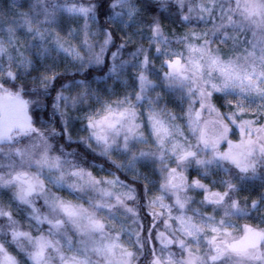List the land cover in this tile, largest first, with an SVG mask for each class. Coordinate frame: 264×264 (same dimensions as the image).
Instances as JSON below:
<instances>
[{"label":"snow or ice","instance_id":"obj_1","mask_svg":"<svg viewBox=\"0 0 264 264\" xmlns=\"http://www.w3.org/2000/svg\"><path fill=\"white\" fill-rule=\"evenodd\" d=\"M0 34V264H264V0H9Z\"/></svg>","mask_w":264,"mask_h":264},{"label":"rangeland","instance_id":"obj_2","mask_svg":"<svg viewBox=\"0 0 264 264\" xmlns=\"http://www.w3.org/2000/svg\"><path fill=\"white\" fill-rule=\"evenodd\" d=\"M9 4V0H0V8H7ZM166 26L167 29H174L176 31H183L184 29L183 28H179V27H174V26H171L169 24H164ZM2 35V34H0ZM145 44H146V41H145ZM159 64V62L157 61V65ZM68 67L69 71H74L75 69H72L70 67V62L69 61H66L64 59H61L58 61V67H57V71L61 72V73H64L65 72V68ZM111 83V82H110ZM117 87H119V85H117ZM171 107V105H170ZM181 123H183V121H181ZM232 139H236V137H232ZM193 173L195 172V170H191ZM196 173V172H195ZM97 174L99 175H104L105 173H100L99 170L97 171ZM55 190V189H54ZM260 182H256L255 186H253L250 191L253 192V193H258L260 191ZM61 195L65 196L66 198L68 199H74L73 196H70L69 193L67 192V190H64L60 193ZM248 193H245V195H247ZM40 204H42V201H38L37 202V205L39 206ZM43 210V209H42ZM18 219L21 220V223L27 227V221H25L22 217H17ZM245 222H248V223H255L254 221H239V223L243 224Z\"/></svg>","mask_w":264,"mask_h":264},{"label":"trees","instance_id":"obj_3","mask_svg":"<svg viewBox=\"0 0 264 264\" xmlns=\"http://www.w3.org/2000/svg\"><path fill=\"white\" fill-rule=\"evenodd\" d=\"M146 16L148 15L147 13L145 14ZM162 23L163 24H169V25H171V26H174V27H179V28H181V26L177 23V24H173V23H171V21H169V20H162ZM117 35H119V33L117 34ZM113 50H115V49H113ZM92 75H101L102 73H100V72H96V71H92V73H91ZM67 79H70L71 77L70 76H68V77H66ZM77 78H83V77H81V76H78ZM71 147H73V148H75V147H79V149H80V151H85L84 149H83V146H77V145H72ZM69 151H71V148H69L68 149ZM98 162H100V163H102V161H98ZM107 166V165H106ZM99 169H94V172L97 174V171H98ZM189 176L190 177H192V176H196V173L194 172H192L191 170L189 171ZM122 179H124L125 177H121ZM129 182H131V180H130V178H129ZM257 182H259V181H257Z\"/></svg>","mask_w":264,"mask_h":264}]
</instances>
